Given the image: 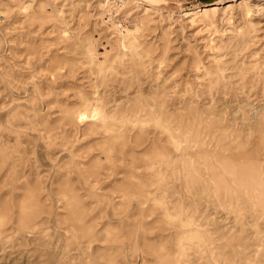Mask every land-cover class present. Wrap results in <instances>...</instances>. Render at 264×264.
<instances>
[{"label":"rangeland","instance_id":"rangeland-1","mask_svg":"<svg viewBox=\"0 0 264 264\" xmlns=\"http://www.w3.org/2000/svg\"><path fill=\"white\" fill-rule=\"evenodd\" d=\"M98 1H1L0 264H264V11ZM77 62L112 68L123 141L73 122Z\"/></svg>","mask_w":264,"mask_h":264},{"label":"clouds","instance_id":"clouds-1","mask_svg":"<svg viewBox=\"0 0 264 264\" xmlns=\"http://www.w3.org/2000/svg\"><path fill=\"white\" fill-rule=\"evenodd\" d=\"M67 36V33H65ZM103 35V33H101ZM65 43L67 41H64ZM99 43L103 45V40H100ZM95 63V61H93ZM114 64L116 61H108L107 56L103 61V64H98L97 67H102L103 65L107 64ZM66 68L72 69L83 81L84 83L81 84L79 80L71 85L74 89H76L75 95L78 97L81 103L85 100H88V107L91 108L93 104L98 106H103L106 109L113 108L114 106L119 105L121 102H125V97L122 95V90L117 89L115 94L113 93V89H109L105 83L100 80L101 75H107L108 72L112 71L111 67L105 69L103 73H99L93 75L92 66L90 64L84 63H69L65 65ZM87 69V70H86ZM130 99V97H129ZM73 122L77 125L83 126L85 123L92 122L98 123L100 125V131H102L105 135H117L120 136L121 141H123V136L120 134L123 132L119 121H112L107 122L104 125L101 124L99 120L93 121L90 116L85 121H80L78 119H74ZM129 129L131 130L130 126ZM128 143L133 144L135 142L128 141ZM150 147L148 144L143 145V149L147 150ZM20 235V231L18 230L17 222L14 218L9 216H0V241L5 239L14 240L17 236ZM135 249L133 252L135 253ZM149 256L154 254L149 253Z\"/></svg>","mask_w":264,"mask_h":264},{"label":"bare ground","instance_id":"bare-ground-1","mask_svg":"<svg viewBox=\"0 0 264 264\" xmlns=\"http://www.w3.org/2000/svg\"><path fill=\"white\" fill-rule=\"evenodd\" d=\"M1 1L3 0H0V5H1ZM11 2L13 0H8V2ZM48 2H51L52 0H47ZM56 1V0H55ZM64 1V0H63ZM100 1V2H99ZM97 6L100 11L104 12L106 11L107 13H109L110 9L111 8H114L113 5H115V2L117 0H99ZM132 3L134 0H130ZM252 0H242L240 3H238L240 5V7H244V14H243V18L245 19H250L252 18L253 16H255V14H259L261 13L262 11H264V7L262 5H256V4H251ZM97 2V1H96ZM128 2V0H121V6L124 4L126 5ZM3 3V2H2ZM62 3V2H61ZM82 3V2H81ZM129 3V2H128ZM135 4L134 7H137V8H140L143 12H144V15H149L151 13H158V11H155V10H152L150 9V7H147V6H143V5H140V3L138 1H136L135 3L133 2V5ZM30 5V4H29ZM44 5V4H43ZM48 5V4H47ZM53 5V3H52ZM64 5V4H63ZM83 5V4H82ZM237 5V6H239ZM2 6V5H1ZM41 6V5H39ZM38 6V7H39ZM50 6V5H49ZM235 5L233 3H225V4H220V3H215V4H210V5H204V4H200V3H195V4H190V5H183L181 7V18H184V19H188V24L190 26H196L199 24L200 22V19L203 18V17H207L208 19V16H210V18L212 20H215L218 16H219V13L220 11H224L225 14L227 15H230L229 12L232 10V8L234 7ZM27 7V6H26ZM30 7V6H28ZM27 7V8H28ZM41 7H44V6H41ZM52 7V6H50ZM54 7V6H53ZM52 7V8H53ZM76 7V6H75ZM1 8V7H0ZM21 8V7H20ZM40 8V7H39ZM45 8V7H44ZM61 8V7H60ZM83 8V7H82ZM108 8V9H107ZM237 8V7H236ZM31 9V8H30ZM54 9V8H53ZM87 9V8H86ZM22 10V9H21ZM38 10V9H37ZM36 10V11H37ZM40 10V9H39ZM58 10V9H57ZM60 10V9H59ZM33 11V10H32ZM43 11V9L41 10ZM47 11V10H46ZM137 11V10H136ZM222 11V12H223ZM26 12H28L26 10ZM30 12V11H29ZM60 12V11H59ZM169 12V11H168ZM40 13V12H38ZM47 13V12H46ZM50 13V12H49ZM53 13H55L53 11ZM62 13V12H61ZM135 13V12H134ZM30 14V13H29ZM36 14V13H35ZM44 14V13H43ZM57 14V12H56ZM55 14V15H56ZM162 14V13H161ZM39 15V14H38ZM62 15V14H61ZM130 15V14H129ZM143 15V14H142ZM177 15V14H176ZM35 16V15H34ZM43 16V15H42ZM48 16V15H47ZM169 16L172 17V14H169ZM44 17V16H43ZM55 17V16H54ZM103 17V16H101ZM100 17V18H101ZM147 17V16H146ZM149 17V16H148ZM165 17V16H164ZM26 18V17H25ZM29 18V17H28ZM50 18V17H49ZM48 18V19H49ZM58 18V17H57ZM145 18V17H144ZM38 19V18H37ZM46 19V18H44ZM51 19H54V18H51ZM162 19V18H161ZM205 19V20H207ZM33 20V19H31ZM30 20V21H31ZM39 20V19H38ZM41 20V19H40ZM59 20V19H57ZM228 21V24L232 23V21L230 19L227 20ZM187 22V21H186ZM210 22V21H209ZM201 24V23H200ZM211 26V25H210ZM213 27V26H212ZM127 30V29H125ZM136 30H138L136 28ZM64 32V31H63ZM129 32V31H128ZM135 33V32H134ZM125 35H128V33H126ZM132 35V34H130ZM124 37V36H123ZM127 38V37H126ZM130 38L132 39V37L130 36ZM123 41V40H122ZM124 42V41H123ZM127 42V41H125ZM122 44V43H121ZM131 46V45H129ZM133 46V45H132ZM121 47V46H120ZM124 48V47H123ZM134 48V47H133ZM132 48V49H133ZM134 49H137V48H134ZM133 49V50H134ZM126 52V50H125ZM124 52V53H125ZM132 52V51H130ZM135 52V51H134ZM131 54V53H130ZM135 54V53H133ZM60 74V73H59ZM85 103V102H84ZM83 104L82 107H79L77 109H75L73 113V119H78L80 121H85L89 116L90 118L93 120V121H96V120H99L101 122L102 125H104L105 123H107L108 119H110V116H108L104 110H103V107L102 106H98V105H95L93 104V106L91 108L88 107V105L86 104ZM73 111V110H72ZM71 112V111H70ZM72 116V115H71ZM72 118V117H71ZM70 119V118H69ZM71 122V121H70ZM84 126L86 127H89V128H96L98 126H100L98 123H92V122H88V123H85Z\"/></svg>","mask_w":264,"mask_h":264},{"label":"crops","instance_id":"crops-1","mask_svg":"<svg viewBox=\"0 0 264 264\" xmlns=\"http://www.w3.org/2000/svg\"><path fill=\"white\" fill-rule=\"evenodd\" d=\"M139 2H143V0H136ZM147 2H149L150 4L153 3H157V2H161V3H165V2H169V0H146ZM170 1H175V2H184V3H188L186 5H190V4H195V3H200V4H204V5H210V4H215V3H220L223 5L222 1L223 0H170ZM145 5H149L151 7H154L148 3H144ZM225 4V3H224Z\"/></svg>","mask_w":264,"mask_h":264},{"label":"built area","instance_id":"built-area-1","mask_svg":"<svg viewBox=\"0 0 264 264\" xmlns=\"http://www.w3.org/2000/svg\"><path fill=\"white\" fill-rule=\"evenodd\" d=\"M120 4H121V0H117L115 5L118 6V5H120Z\"/></svg>","mask_w":264,"mask_h":264}]
</instances>
